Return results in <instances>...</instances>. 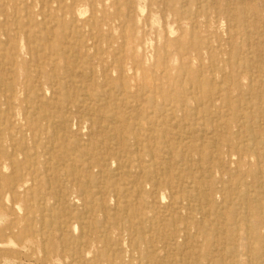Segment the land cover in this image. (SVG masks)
<instances>
[{
    "label": "bare ground",
    "instance_id": "bare-ground-1",
    "mask_svg": "<svg viewBox=\"0 0 264 264\" xmlns=\"http://www.w3.org/2000/svg\"><path fill=\"white\" fill-rule=\"evenodd\" d=\"M207 1L0 0L2 246L48 245L56 228L74 248L49 245L43 264H264V30L248 26L264 8L224 0L249 7L245 27L228 9L222 31L221 0ZM168 13L174 27H153ZM130 198L142 203L127 212Z\"/></svg>",
    "mask_w": 264,
    "mask_h": 264
},
{
    "label": "rangeland",
    "instance_id": "rangeland-1",
    "mask_svg": "<svg viewBox=\"0 0 264 264\" xmlns=\"http://www.w3.org/2000/svg\"><path fill=\"white\" fill-rule=\"evenodd\" d=\"M253 1L254 0L249 1V2H251V5H253L252 7L257 8L258 10H260L261 7L264 8V0H255L254 2ZM235 2H236V0H235ZM260 2H262L263 4L260 3ZM209 3L212 5L213 1H207V6L208 7H209ZM141 5H140V7H144L143 4H141ZM215 6H216V9H218L217 6H220L221 8L219 10L223 13L222 15L218 16L217 19H216L217 20V25L219 26L220 30L223 31L225 29V27H226V22H225V19H224L223 16L226 15L225 12H227L228 9L231 10L232 13H236L237 12L236 13L237 20L234 19V21H232L233 24L236 23L237 27L239 25L241 26L242 23H243V27H245L247 25V23L245 22V19H244L245 14H243L242 12L241 13L239 12L240 10H242V8L246 7L247 4L244 5V6H242V5L229 6V7H231V8H229L226 5L225 1L221 0V1H218L217 5L215 4ZM247 7H249V6H247ZM193 10H196V8H194V6H193ZM209 10H213L214 11L213 6L209 7ZM237 10H239V11H237ZM143 11H144V14L147 12V10L145 8H143ZM164 17H166V18H164ZM172 19H173L172 15L170 13H168L167 15H164L163 17L161 16L160 19L158 20V22L153 23V27L159 26V28H160V26L165 25V23L167 21H168L167 23L170 24V26L173 25L172 27H174L175 24L172 23V21H171ZM258 19H259V17H257L256 15H252L251 16V20L252 21H251L250 24H248V26L255 25L256 27H259L261 30H264V20H262L261 24L260 23L257 24V25L255 24ZM213 20H215V18ZM204 21H205V19H198V22L201 25H203ZM236 29H239V28H236ZM251 29L252 28L248 27V30H251ZM262 46L264 48V44ZM232 49H233L235 54L238 52L237 45H233ZM248 50H249L248 51V57L249 58H254L251 49H248ZM236 55L241 57V58L245 57L244 56L245 54L244 55L236 54ZM256 61H258V60H256ZM65 90L72 92V88L68 87V86H66ZM248 111H251V107L248 108ZM62 114H65V116H68L69 125L71 126L70 128L72 130H74L77 127V122H78L77 116L79 114L77 112H69L68 108H67V110L65 108H63L62 109ZM262 117H264V116H262ZM263 124H264V121H261L260 125H259L260 127L258 126V127H256L254 129V132L256 134H262L263 133V131H264V125ZM80 131H82V134H85L86 129H85L84 125H82V128H81ZM78 139L79 138L73 139V141H78ZM244 139L245 138L241 137V140H244ZM187 141H188V139L184 140L183 142H187ZM261 151H262V149L260 150V152ZM134 153L132 152L133 155H134ZM184 154L190 156L191 158H196L197 157L195 152H192V151H189V150H185ZM135 155H136V153H135ZM236 157H238V156L235 155V157H234L235 160L237 159ZM243 157H245V160L248 162V165H250V166H254V164L257 161V158L252 153L248 154V156L244 155ZM189 163L186 164V165H181V163H180V166H182V168L179 165L178 166L183 170V174L182 175L185 177V179L193 181L195 178H198V176H201L200 173H199L200 170L197 169L195 167V165H193L192 163H190V164ZM132 181H133V179H132ZM245 181L246 182H250V178L246 177ZM160 192H161V197L163 198L162 199L163 204H167L169 202V199H170L167 190H161ZM71 199L74 200L77 203V206L79 208L80 207V203L78 201H76L74 195H72ZM15 203H16V206H19V208H20L19 212L20 211L22 212V209H24V205L20 201H16ZM141 203H142L141 200L138 199V198H132V199L130 198V199L123 200L122 205H125V207L128 208V210L126 209L127 212H132L133 208L141 206ZM105 204H106L107 209L104 212H101V211L98 212V216H104V215L109 216V214H111L110 211L114 207V201L107 199ZM58 216H59L58 217L59 219H57V221H60L61 219L65 220V218H67L66 214L62 213L61 211H60V214H58ZM8 219H9V217L7 215H5V214L3 215L2 212H0V227H4V225L8 221ZM80 220L82 221L81 223L83 225H78V226L73 225V226H71L70 229H69V232H68V234H70V236L76 237L77 235L80 234L79 232L86 231L88 229V225L90 223L89 222V218L86 215H81L80 216ZM98 223L100 225L103 224L101 220ZM35 225L37 226L38 224H35ZM49 232H50V235H49ZM114 232H115V230L112 229V233H114ZM63 233L61 231H58L56 228H54V229L47 228V230L44 231V235L45 234L49 235L50 242H49L48 245L39 243V240L32 241V242H27L26 240H24L23 242H19L18 245L14 243V244H8L6 246H2L0 244V264H43L41 262V259L44 256L43 252L45 253V251L47 250L49 245H50V247H52V246L56 247L57 251H59V252L64 250V253L69 254V253L72 252L74 246L70 245V244L64 245V244L60 243V241L62 242ZM36 239H38V238H36ZM0 240H1V238H0ZM41 245H43V246H41ZM42 250H43V252H42ZM49 258L50 259H49V261L46 264H77V262H75V263L73 262L72 256L71 257H62V256H59V254H56V255H51V257H49Z\"/></svg>",
    "mask_w": 264,
    "mask_h": 264
}]
</instances>
